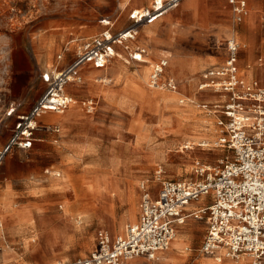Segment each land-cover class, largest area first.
Wrapping results in <instances>:
<instances>
[{
    "label": "rangeland",
    "instance_id": "rangeland-1",
    "mask_svg": "<svg viewBox=\"0 0 264 264\" xmlns=\"http://www.w3.org/2000/svg\"><path fill=\"white\" fill-rule=\"evenodd\" d=\"M84 1L0 0V147L12 136L18 114L29 111L46 88L40 73L59 50L48 38L57 15ZM190 1L157 22L139 25L135 39L117 46L106 69H90L82 83L68 86L78 103L66 109L74 114L57 124L60 132L42 127L31 149L7 155L0 166V192L8 190L19 210L8 219L0 216V264H76L98 245L100 231L115 239L138 219L143 182L156 197L163 181L195 180L198 164L220 165L225 153L214 146L215 118L199 106L220 97L199 85L208 67L226 60L232 40L238 43L241 79H249L251 69V79L264 80V0H246L241 21L229 0H197L198 16ZM93 6L89 20L103 29L101 11L115 21L121 2L93 0ZM247 21L248 34L241 38ZM121 22L113 30L131 24ZM140 49L149 61L132 58ZM161 57L169 59L164 77L179 82L177 92L150 86L152 66L148 82L135 77L136 70H149L150 61ZM89 71L96 73L89 77ZM187 140L210 145L182 152ZM54 170L62 173L57 181L51 180ZM178 233L160 261L136 258L129 264L210 262L200 251L203 220H188Z\"/></svg>",
    "mask_w": 264,
    "mask_h": 264
},
{
    "label": "built area",
    "instance_id": "built-area-1",
    "mask_svg": "<svg viewBox=\"0 0 264 264\" xmlns=\"http://www.w3.org/2000/svg\"><path fill=\"white\" fill-rule=\"evenodd\" d=\"M183 1L152 0L149 7L132 11L131 24L122 30L113 31L110 21L103 19L109 28L99 34L66 41L55 63L41 75L45 91L29 111L18 115L12 136L0 147V166L15 149H31L42 127L60 132L59 125L41 126V114L65 111L72 103L68 86L82 83L87 68L108 67L117 56V46L135 39L139 25L156 22ZM229 1L235 19L241 21L247 1ZM226 51L223 64L208 67L199 85V90L209 89L220 97L199 105L215 118L214 146L225 153L220 165L198 164L195 180L163 181L156 197L143 182L138 219L115 239L100 231L98 245L76 264H129L136 258L160 261L190 219L206 224L203 255L219 264H264V80L241 79L235 40L228 42ZM143 53L145 49H140L132 58L139 61ZM168 65L166 57L152 65V88L178 90L174 77H164Z\"/></svg>",
    "mask_w": 264,
    "mask_h": 264
},
{
    "label": "crops",
    "instance_id": "crops-1",
    "mask_svg": "<svg viewBox=\"0 0 264 264\" xmlns=\"http://www.w3.org/2000/svg\"><path fill=\"white\" fill-rule=\"evenodd\" d=\"M119 1L121 2V7H120V11H119L115 21H113L111 15L109 13H104V11H101L102 13L99 15L101 17L99 19V23L104 27L103 29H101V27L99 25H94L93 22H91L89 20V19L93 18V14H94V11H93L94 10V8H93L94 7L93 6V0H85L84 2H81L79 5L76 4V5L72 6V7L70 6V8L68 10H64V13L62 12V14H58L57 15V26L53 27V31L48 36L50 41H54V42L57 43V47H58L57 49H59V50L57 51L56 54H58L61 51V49H62L63 45L66 43V41H68L72 37L93 36V35L99 34L103 30L109 28V26L105 25L102 22L103 19H106V20L110 21L111 28L113 30L116 21H119L120 18H122V22L121 23L124 26L128 21L131 22L130 13L133 10L143 9V8L149 7L152 4V0H139V1L138 0H119ZM186 1H188V0H186ZM186 1H183L181 3H184ZM180 4L178 6H180ZM188 5L191 6V7H196L195 16H198L199 15V10L198 9H199V6H200L199 2L197 0H191L188 3ZM176 8H174V9H176ZM170 12L165 14L163 17L168 15ZM163 17H161L159 20L163 19ZM159 20H157V21H159ZM248 27H249V23L247 21L244 24V28L246 29L245 32L242 33V34L239 33V36L241 38H243L244 35L248 34V30H249ZM124 28L125 27H123V28H121L119 30H122ZM119 30H117V31H119ZM113 31H115V30H113ZM234 31H236V30H234ZM239 36H238V42L241 43ZM250 36H249V38H250ZM245 47L246 48H250V42L247 45H245ZM151 62L152 61H150L149 72H150V69H151ZM53 63H55V58H54V61L52 62V64ZM52 64L51 65H47L41 71L40 76L42 75V73L46 69L51 67ZM146 67H148V66H146ZM90 69H94V68H92V67L87 68V70L84 72V77L87 75L86 72L88 70H90ZM96 70H102V69H96ZM88 73H89L88 76L91 77V76H93L96 73V71H89ZM253 74H254V72H252V75H250V78L248 80H250L253 77ZM244 79H247V77L245 76ZM41 80H42V77H41ZM42 82H43V80H42ZM106 100L109 101V99H107V98H106ZM26 112H23V113H26ZM20 114H22V113H20ZM73 114H74L73 112L66 113V110L64 112H62V113L49 112V113L44 114L41 118L39 117L38 119H41V121H43V122H45L47 124H50V125L51 124L52 125H57L60 121H62L63 118H65V117H67L69 115H73ZM6 142L3 145H5ZM19 150H22V149H19ZM57 173L59 175L62 174L61 172H57L56 170L51 172V180L57 181ZM54 176H56V177H54ZM67 209L70 212L71 210H74L75 208H74V206L69 205L67 207ZM18 210L19 209L15 208V206L11 203L10 196H9V191L8 190L1 191L0 192V216L5 218V219H8L9 217H12V216L14 217V212L13 211H18ZM70 213L73 214L74 212H70ZM65 214H67V213H65ZM25 216L27 217L28 213ZM86 217H91V216H86ZM0 226H2V223H0ZM1 249H2V247L0 246V250ZM132 261H130L129 263H131Z\"/></svg>",
    "mask_w": 264,
    "mask_h": 264
},
{
    "label": "bare ground",
    "instance_id": "bare-ground-1",
    "mask_svg": "<svg viewBox=\"0 0 264 264\" xmlns=\"http://www.w3.org/2000/svg\"><path fill=\"white\" fill-rule=\"evenodd\" d=\"M170 12V11H169ZM236 32V31H235ZM46 42V41H45ZM43 44H45V43H43ZM115 54L117 55V52H115ZM139 61L140 62H146V61H149L146 57H144L143 55H139ZM152 63V62H151ZM260 65H262V64H260ZM259 65V66H260ZM152 66V65H151ZM194 66V65H193ZM192 66V67H193ZM142 67V66H141ZM140 67V68H141ZM249 69V68H248ZM137 72H136V79H137V81L138 82H141V83H144V82H148L147 81V77H148V75H149V70H148V67H144L143 69H141L139 72H138V70H136ZM252 72H253V70H251V69H249V73H250V75H252ZM102 81H104V82H107V81H109V79H106V78H102L101 79ZM248 80V79H247ZM251 80V79H250ZM157 89H161V88H157ZM173 92H177V91H173ZM201 92V91H200ZM189 99V98H188ZM76 103H78L77 102V100H75V99H73L72 98V103H71V105L72 104H76ZM49 112H53V111H46L45 113H43V114H41V116H40V118L44 115V114H46V113H49ZM64 112V111H63ZM54 113H58V112H54ZM206 129V128H205ZM213 131L215 130V128H213L212 129ZM196 133V132H195ZM205 135V133H202V135L201 136H204ZM197 137H199V136H197ZM195 145H199V146H209L210 144L209 143H207V142H204V143H200L199 144V141L198 140H187V141H185L184 143H183V146L181 147L182 148V152H184L185 151V149H187V150H189V149H195ZM203 150V149H202ZM186 152V151H185ZM192 152V151H191ZM193 153V152H192ZM195 153V152H194ZM186 155V154H185ZM185 158V157H184ZM199 158V157H198ZM198 162V161H197ZM196 169V168H195ZM161 171V170H160ZM164 174V173H163ZM61 175V174H60ZM58 173H57V177H61ZM160 176H161V174H160ZM54 177H56V176H54ZM60 181V180H59ZM59 183V182H58ZM57 183V184H58ZM60 186V185H59ZM97 190V189H96ZM97 194V193H96ZM178 233V232H177ZM177 233H176V235H175V238H174V240L176 239V236H177ZM179 234V233H178ZM181 234H183L182 232H181ZM180 240V239H179ZM182 240H183V238H182ZM177 241V240H176ZM175 242V241H174ZM164 257V256H163ZM208 259H210V262H208V264H219L215 259H213L212 257H209ZM206 264H207V262H206Z\"/></svg>",
    "mask_w": 264,
    "mask_h": 264
}]
</instances>
